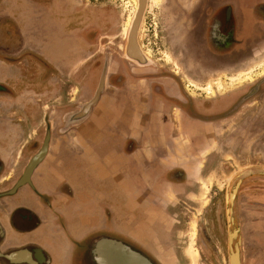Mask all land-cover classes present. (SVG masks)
<instances>
[{
  "label": "crops",
  "instance_id": "crops-1",
  "mask_svg": "<svg viewBox=\"0 0 264 264\" xmlns=\"http://www.w3.org/2000/svg\"><path fill=\"white\" fill-rule=\"evenodd\" d=\"M78 7L76 0H0V32L12 34L17 44L0 49V70L12 71L13 77L15 70L27 68L29 78L39 82L36 91L13 93L12 107L4 108L0 98V118L24 120L20 123L27 134L23 144L33 139L36 128H44L46 117L54 128L45 157L31 172L30 184H23L13 198L0 194L2 248H20L13 252L19 255L13 261L17 264L23 261L21 256L40 260L41 254L49 264H96L92 259L95 242L110 238L153 263L172 264L182 258L186 236V228L175 224L179 223L177 209L195 199L190 186L209 179L198 158L211 150H193L188 145L190 135L203 136L202 125L152 96L149 90L155 80L127 77L119 87L106 84L90 102L91 109L76 115L73 124L57 133L62 117L73 109H67L68 105L89 100L102 83V78L98 82L101 67L90 63L101 58L104 35L95 18L97 29L93 25L94 32H81L76 24ZM46 22L54 23L49 36L41 32ZM248 46L251 61L259 63L263 49L254 42ZM129 68L135 74L145 70ZM118 69V65L109 67L110 72ZM14 102H22V110ZM0 133L8 131L0 128ZM16 148L13 142L11 149ZM248 165L264 166V161L240 168ZM241 196L246 206L243 220ZM237 202L241 264H264V177L243 181ZM18 205L23 209L9 224Z\"/></svg>",
  "mask_w": 264,
  "mask_h": 264
},
{
  "label": "flooded vegetation",
  "instance_id": "flooded-vegetation-1",
  "mask_svg": "<svg viewBox=\"0 0 264 264\" xmlns=\"http://www.w3.org/2000/svg\"><path fill=\"white\" fill-rule=\"evenodd\" d=\"M56 1L74 3L75 0ZM147 1L145 0V10L148 5ZM159 17L163 22V30L166 33H171L174 47L176 44V48H181V51L184 52L181 62L184 77H179L170 70H163L148 58L146 62H135L127 59L125 56L127 36L122 47L111 46L106 40L111 34L101 27L104 19L98 17L95 18L98 29L104 35L103 41H107L103 45L101 58L90 63L93 66L101 67L98 82L102 78V83H99L98 94L105 90L106 84L119 87L125 83L127 77L155 80L149 90L152 96L179 108L193 122L202 125L200 131H204L203 136L190 135L188 145L193 150L197 148H209L211 150L207 151L205 156L198 158V161L200 160L206 166V170L213 164L229 163L228 159L231 154L240 159V161L237 160L238 162L246 160V163L243 164L263 162L264 71L255 76L256 78H251L247 85L235 90L220 93L221 88L218 85L223 76L238 75L239 72H244L242 70L250 72L256 69L260 62V64H264V0H161ZM92 18L91 14L78 11L76 24L79 25L78 28L81 32H94L93 25L95 28L96 25L93 24ZM237 33L247 35L249 38H240L239 40L236 36ZM6 35L0 32V49L8 50L17 47L15 37L10 33ZM114 37L116 36L114 35ZM250 41L263 49L262 60L259 63L251 61L253 54L247 50V47L252 48L248 46L252 43ZM247 42L250 43L247 44ZM133 48L137 52H142L137 37L133 41ZM143 55L145 54L143 53ZM116 65L119 66L118 71L110 72L109 67ZM131 66L145 70L143 73L135 74L129 68ZM14 74L15 76L12 77V71L6 73L4 70H0V75H3V78H0V98L4 99V108L13 106L11 101L13 93L20 96L22 91L34 89L39 83L36 77L29 78L27 68H19L14 71ZM44 81L42 79L40 83L43 84ZM10 82L12 84H7ZM99 84L91 93L89 100L74 101L68 105L67 109L70 107L73 109L62 117L61 126L56 128L57 133H62L73 124L72 121H76V115L91 109L90 102L94 99ZM43 87L46 86L41 88ZM21 104L23 103L19 102L14 106L22 110ZM2 113H5L4 109ZM47 119L48 117H46L44 128L41 126L36 128V133L32 136L33 139L23 144L24 136L27 134H25L26 128L20 123L24 120L11 117L0 118V122H2L0 128L5 132L8 131V133H0V194L4 193L6 197L13 198L23 184H30L31 173L29 181L20 185L18 183L24 176L31 159L43 148L47 153L46 148L50 143L52 130H54L53 125ZM11 121L14 123L11 124ZM12 130L14 132L10 133ZM20 132L23 134V140L19 142L14 137L15 133ZM13 142L16 147L18 146L14 151L11 149ZM6 146H9L8 149ZM7 155H11V157ZM244 200L245 196H241L239 205H244ZM184 204L186 203L184 202L180 206L183 207ZM22 209L23 207L18 205L12 211L9 224L15 223L16 214ZM182 211L180 208V212L178 211L179 223L175 222V224H182L186 228L185 243L183 247L181 246L184 252L182 259L183 256L190 259V256L194 258L198 255V251L194 248V240L196 239L198 242L200 227L184 221ZM184 224L188 225L185 226ZM3 239L4 231L0 227V264H17L13 262L12 255L15 249L20 248L8 250L2 248ZM199 249L203 251V254L208 251L200 241ZM31 257L32 260L21 256L23 261L18 264L50 263L49 259L44 258L42 254L40 260L33 258V255ZM153 261L155 264H162L160 261Z\"/></svg>",
  "mask_w": 264,
  "mask_h": 264
},
{
  "label": "rangeland",
  "instance_id": "rangeland-1",
  "mask_svg": "<svg viewBox=\"0 0 264 264\" xmlns=\"http://www.w3.org/2000/svg\"><path fill=\"white\" fill-rule=\"evenodd\" d=\"M76 1L79 11L91 14L93 18H103L104 22L101 27L111 34L106 40L109 41L111 46L122 47L137 8V0ZM147 2L148 5L137 33V41L141 51L163 70H170L179 77L183 76L184 70L181 62L184 52L181 51V48H176V44L174 47L171 33H166L163 30V22L159 17V3L161 0H148ZM52 25L51 22L42 23L41 32L45 31L47 36L51 35ZM37 30H40L38 26ZM260 63L256 69L250 72L242 70L244 72H239L238 75L223 76L219 81L218 87L221 88L219 92L231 91L247 85L251 78H256L255 76L264 71V64ZM191 88L195 90L192 86ZM17 103L14 102V105L16 106ZM22 135V133H15L14 139L20 142L23 140ZM230 156L229 163L213 164L207 170L205 169L209 179L199 183L197 181L193 186H190L189 191L196 194L195 199H188V204H184L183 207L179 205L177 210L179 212L180 208L183 210L184 221L200 227L198 242H196V239L194 240V248L198 251V255L194 258L190 256V259L183 256V259L173 261V264H229L225 194L231 176L243 163H246V160L238 162L237 160L240 161V159H237L233 154ZM239 209L243 220L244 205L240 204ZM199 241L205 245V249H208L205 254L199 249Z\"/></svg>",
  "mask_w": 264,
  "mask_h": 264
},
{
  "label": "water",
  "instance_id": "water-1",
  "mask_svg": "<svg viewBox=\"0 0 264 264\" xmlns=\"http://www.w3.org/2000/svg\"><path fill=\"white\" fill-rule=\"evenodd\" d=\"M145 11V0H137V8L133 16L125 46V56L135 62H146L147 57L142 52H137L133 48V41L137 37ZM100 89V88H99ZM96 92L95 98L99 93ZM94 98V100H95ZM45 148L35 155L27 166L24 176L19 181V185L29 181V175L36 164L43 158ZM253 176L264 177L263 165H248L238 169L230 178L227 184L225 202L228 225V248L229 264H241V224L238 212V191L240 185L246 179ZM25 255H27L25 253ZM17 254L12 255L14 261H18ZM92 259L96 264H154L140 252L132 250L129 246L120 241L110 238H100L95 242L92 250Z\"/></svg>",
  "mask_w": 264,
  "mask_h": 264
}]
</instances>
